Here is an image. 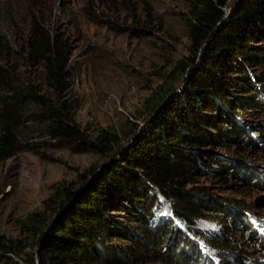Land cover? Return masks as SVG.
Returning <instances> with one entry per match:
<instances>
[{"label":"trees","instance_id":"1","mask_svg":"<svg viewBox=\"0 0 264 264\" xmlns=\"http://www.w3.org/2000/svg\"><path fill=\"white\" fill-rule=\"evenodd\" d=\"M186 1L187 37L198 61L179 62L181 92L165 88L143 126L134 128L130 147L80 197L56 187L45 210L57 216L69 204L56 221L34 212L18 237L0 233V264H215L205 249L220 264H227L225 255L236 264H264L251 258L246 236L200 227L225 223L205 211L229 209L206 188L190 187L205 167L221 163L203 156L240 131L234 109L264 107V0H239L226 17L231 0ZM51 19L33 0H0V161L41 148L105 156L121 148L114 130L92 137L67 114L61 97L69 86V45L53 33ZM35 68L39 82L27 75ZM82 177L80 187L89 176ZM164 208L167 214L156 215Z\"/></svg>","mask_w":264,"mask_h":264},{"label":"rangeland","instance_id":"2","mask_svg":"<svg viewBox=\"0 0 264 264\" xmlns=\"http://www.w3.org/2000/svg\"><path fill=\"white\" fill-rule=\"evenodd\" d=\"M33 1L51 15V30L69 45V86L61 97L67 114L92 137L100 129L114 130L122 145L111 156L98 151L41 148L0 161V233L9 238L18 237L21 222L34 212L43 211L46 219L56 217L45 210L44 201L57 186L60 194L62 186L77 191L99 174L102 166L119 160L137 135H131L134 128L143 126L154 101L166 95L167 86H181L182 75L175 72L179 62L198 61L187 37L186 0ZM87 7L91 8L88 13ZM29 72L32 80L40 81L38 68ZM234 112L238 116H231L240 131L217 146L211 153L213 158L203 156L221 163L205 167V173L190 187L206 188L215 201L229 209V213L205 211L219 215L225 223L207 221L200 227L229 231V237L236 240L239 235L246 236L251 258L264 261V107L253 105L244 111L239 107ZM93 168L97 169L90 176ZM250 171L260 179L249 176ZM219 172L226 174L227 183L220 182ZM84 174L89 177L80 187ZM166 212V208L157 209L156 215ZM256 234L262 244L256 242ZM198 242L206 247L203 240ZM205 250L220 264L213 250ZM223 258L227 264H236L231 255Z\"/></svg>","mask_w":264,"mask_h":264},{"label":"water","instance_id":"3","mask_svg":"<svg viewBox=\"0 0 264 264\" xmlns=\"http://www.w3.org/2000/svg\"><path fill=\"white\" fill-rule=\"evenodd\" d=\"M238 1H239V0H234V1H233V3L231 4V6H229V8L227 9L226 14H225V17L228 16V15L230 14V12L233 10V8L235 7V5L237 4ZM181 88H182V86H180V88L177 90L176 94H178V93L181 92ZM176 94H175V95H176ZM172 97H174V96H171L170 98H172ZM164 104H165V102L161 103L160 106L157 108V110L153 113V115H154L155 113H157V112L159 111V109H160ZM211 157L213 158V156H211ZM106 165H107V164H106ZM106 165L102 166L101 169H103ZM97 177H98V174H95L92 180H89V181L87 182V184H85L83 187H81L79 190H77V191H76V196H75V198L80 197L83 193H85V192L88 190V188L90 187V185H91V184L97 179ZM68 205H69V204H67V205H66V206L60 211V213L55 217V221L58 219V217L61 215V213H62L63 211H65V209L68 207Z\"/></svg>","mask_w":264,"mask_h":264}]
</instances>
